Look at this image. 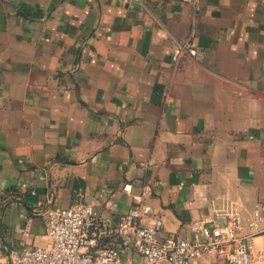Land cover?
Returning <instances> with one entry per match:
<instances>
[{"label": "crops", "instance_id": "0c3cea01", "mask_svg": "<svg viewBox=\"0 0 264 264\" xmlns=\"http://www.w3.org/2000/svg\"><path fill=\"white\" fill-rule=\"evenodd\" d=\"M138 201L179 236L264 213V0H0V254L45 244L52 206Z\"/></svg>", "mask_w": 264, "mask_h": 264}, {"label": "built area", "instance_id": "2783aa9c", "mask_svg": "<svg viewBox=\"0 0 264 264\" xmlns=\"http://www.w3.org/2000/svg\"><path fill=\"white\" fill-rule=\"evenodd\" d=\"M183 53H196L191 36L173 48L172 59ZM130 186L127 182L123 188L129 190ZM220 215L227 221L219 222ZM162 225L161 216L144 201L129 206L113 224L102 222L93 206L85 202L52 206L43 217L48 241L10 248L0 254V264H118L123 248L141 256L135 264H189L207 253H214L216 259L204 264H264V247L257 248L254 239L256 235L264 238L260 205L247 215L228 207L195 218L188 236L162 234Z\"/></svg>", "mask_w": 264, "mask_h": 264}]
</instances>
